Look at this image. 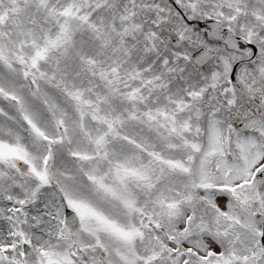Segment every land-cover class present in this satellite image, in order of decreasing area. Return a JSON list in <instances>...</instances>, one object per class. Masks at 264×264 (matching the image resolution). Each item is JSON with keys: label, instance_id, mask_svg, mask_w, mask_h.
I'll return each mask as SVG.
<instances>
[{"label": "snow or ice", "instance_id": "snow-or-ice-1", "mask_svg": "<svg viewBox=\"0 0 264 264\" xmlns=\"http://www.w3.org/2000/svg\"><path fill=\"white\" fill-rule=\"evenodd\" d=\"M0 264H264V0H0Z\"/></svg>", "mask_w": 264, "mask_h": 264}]
</instances>
